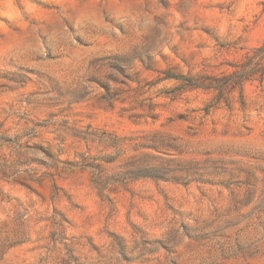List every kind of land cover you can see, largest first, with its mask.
Returning <instances> with one entry per match:
<instances>
[{
  "label": "rangeland",
  "instance_id": "rangeland-1",
  "mask_svg": "<svg viewBox=\"0 0 264 264\" xmlns=\"http://www.w3.org/2000/svg\"><path fill=\"white\" fill-rule=\"evenodd\" d=\"M0 264H264V0H0Z\"/></svg>",
  "mask_w": 264,
  "mask_h": 264
}]
</instances>
